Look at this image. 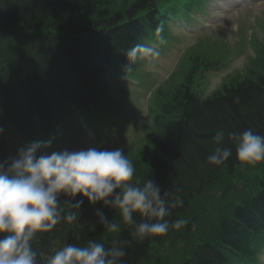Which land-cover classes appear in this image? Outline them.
I'll list each match as a JSON object with an SVG mask.
<instances>
[{"label":"trees","instance_id":"16d2710c","mask_svg":"<svg viewBox=\"0 0 264 264\" xmlns=\"http://www.w3.org/2000/svg\"><path fill=\"white\" fill-rule=\"evenodd\" d=\"M153 2L134 0L123 12L104 13L91 22L81 18L94 0H0V77L4 78L0 81L5 83L4 87L0 84V93L16 125L20 126V116L28 118L32 109L44 123H55L68 103L83 100L84 92L89 93L92 102H98L104 67L125 66L124 52L142 33L139 12ZM199 65L195 59L181 81L171 87L164 99L166 121L130 159L136 167L134 181L142 183L152 178L162 190L183 198V207L173 209L166 219H184L185 224L190 220L188 214L195 219L190 220L188 230L183 226L177 234L170 229L165 235L132 242L126 248L123 264L149 261L156 244L160 264H231L238 253L258 245L256 238L247 236L253 232V220L264 217V193L249 204L243 200V207L218 211L210 219L196 197L208 192L207 187L217 181L220 173V180L224 177L230 181L242 168L227 136L225 145L232 147L233 156L220 166L207 163L218 129L251 128L264 135V71L254 66L248 75L234 79L203 101L191 89ZM66 199L61 200L65 209ZM86 204L72 209L77 212V221L61 220L52 230L37 234L33 248L38 259L66 244L83 245L96 240L111 246L114 235L101 225L81 227L84 218L95 216ZM103 210L109 219L120 222L116 210ZM136 219L142 218L137 215ZM129 231L121 224L120 238L130 239ZM156 262L153 260V264Z\"/></svg>","mask_w":264,"mask_h":264},{"label":"clouds","instance_id":"9594fccd","mask_svg":"<svg viewBox=\"0 0 264 264\" xmlns=\"http://www.w3.org/2000/svg\"><path fill=\"white\" fill-rule=\"evenodd\" d=\"M124 55V70L131 71L137 60H151L159 52L138 43ZM3 132L0 127V134ZM226 136L240 162L254 165L264 161V135L251 128H221L212 138L215 147L206 157L209 165H223L233 156L232 147L225 145ZM51 143L31 142L0 161V264H123L132 242L141 243L185 225L184 219H166L173 209L183 207V198L162 190L152 178L134 181L136 167L123 148L41 151ZM62 198H68L66 209L61 206ZM85 199L90 205L101 204L94 215L97 223L114 235L111 246L96 240L66 244L38 259L33 248L37 234L52 230L61 220L77 221L72 209H80ZM105 208L116 210L120 222L109 219ZM137 215L142 219L138 221ZM121 224L130 229V239L120 238Z\"/></svg>","mask_w":264,"mask_h":264},{"label":"rangeland","instance_id":"374dc122","mask_svg":"<svg viewBox=\"0 0 264 264\" xmlns=\"http://www.w3.org/2000/svg\"><path fill=\"white\" fill-rule=\"evenodd\" d=\"M134 0H94V3L92 6H90L89 9L83 12V16L81 20H88L91 22H94L95 20H98L101 18V16L104 13L112 14L114 12H123V10L128 7L130 4L133 3ZM255 3V5H254ZM251 7V8H249ZM255 12V15L263 16L264 17V0H257L254 1L251 5H248L246 7L244 6H236L235 10H232L231 12L227 13H219L218 19L215 20L217 23L213 28L215 29V35L214 37L222 35L223 39H216L213 41H207L203 40V42L196 43L192 46L191 49L187 52V58L188 62L183 66V69L180 71L179 74L175 76L176 81H179L181 78L183 71L189 69L193 65V61L196 58L198 64H204L205 62H212L216 61L221 62L225 61L226 59H229L233 56H237L238 54H243L244 52V45L248 48L251 47V41H249V33L252 30L251 24H246L244 26H240L239 33L237 36V33L233 31L232 29V23L235 21V19L238 20H245L244 18L251 14V12ZM247 33V36H246ZM259 33V32H258ZM213 37V38H214ZM189 40V37H186V39L183 40V42H187ZM254 41L256 43V54L251 57L248 61V67L246 69L237 71L235 75L229 77L226 81V85L232 82L234 79L238 80L242 77L248 75L249 70L252 69L254 66L258 71H264V35H256L254 37ZM242 42V43H240ZM244 44V45H243ZM181 56V54H180ZM162 61V59L160 60ZM205 61V62H204ZM236 67L234 70H237V68H240L243 64L239 60L236 63ZM157 71H151L147 69L146 67L142 66L140 67V64H138L135 67L134 73L131 74L132 77L135 79L134 82L138 83L140 81H143L144 83H149V80H156ZM70 76L71 75H66ZM65 77V76H64ZM2 80L3 77H0ZM69 77H67L68 79ZM72 81V80H71ZM1 85H4V81H0ZM206 84V81H205ZM172 87V86H171ZM171 87H167L166 90L170 92ZM132 96L135 97L139 93L138 89H132ZM143 130H140V133H142ZM139 133V134H140ZM129 136V134L127 135ZM152 135L148 137L143 143L142 140L140 145L137 148V151H141L146 143L151 139ZM129 140H133L131 136H129ZM103 146L105 148L113 149L114 146L117 145V140L112 136H107L105 139H103ZM242 164H245L244 162ZM249 169H251L254 165L248 164ZM247 169L245 167L238 168L235 171V175L237 173H243L246 172ZM198 197V196H197ZM196 197V198H197ZM195 198V199H196ZM208 199V197L206 198ZM209 200V199H208ZM209 208L211 207V204L208 202ZM182 229V228H181ZM180 230V229H179ZM179 230L174 229L173 233L177 234ZM211 234V233H210ZM209 234V235H210ZM157 245V244H156ZM156 245L153 247V251L151 254V259L149 261L144 262L143 264H153V260L156 261V257H160L159 253L157 252L159 248H156ZM156 248V249H155ZM157 264V262L155 263Z\"/></svg>","mask_w":264,"mask_h":264},{"label":"bare ground","instance_id":"6f19581e","mask_svg":"<svg viewBox=\"0 0 264 264\" xmlns=\"http://www.w3.org/2000/svg\"><path fill=\"white\" fill-rule=\"evenodd\" d=\"M189 49V48H188ZM225 82V81H224ZM243 163V162H242ZM241 163V164H242ZM264 165V163L263 162H260L259 163V165L257 166L258 168H260V167H262ZM242 166L243 167H245L247 170H250L249 169V165H248V163H245V164H242ZM258 170H256V172H257ZM223 173H220V175L218 176V179H217V181L215 182V183H213L212 185H209V187H207V188H212V187H215L216 186V184H217V182L220 180V178H221V175H222ZM242 182L243 183H248L249 182V178L248 177H245L243 180H242ZM89 208H92V207H89ZM94 215V214H93ZM96 225H99L98 223H97V221H95V225L94 226H96Z\"/></svg>","mask_w":264,"mask_h":264}]
</instances>
